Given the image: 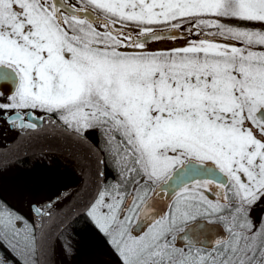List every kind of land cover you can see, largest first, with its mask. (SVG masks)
Here are the masks:
<instances>
[{"label":"snow or ice","instance_id":"6c2138e0","mask_svg":"<svg viewBox=\"0 0 264 264\" xmlns=\"http://www.w3.org/2000/svg\"><path fill=\"white\" fill-rule=\"evenodd\" d=\"M0 120L81 150L120 264H264V0H0ZM70 198L0 205V264Z\"/></svg>","mask_w":264,"mask_h":264},{"label":"flooded vegetation","instance_id":"af4514ba","mask_svg":"<svg viewBox=\"0 0 264 264\" xmlns=\"http://www.w3.org/2000/svg\"><path fill=\"white\" fill-rule=\"evenodd\" d=\"M42 127V125H40ZM4 144V141H1ZM0 146V150H6L11 147ZM4 147V148H3ZM55 155L44 154L43 156L30 157L28 159L18 161L8 165H0V205L6 206L8 210L19 213L21 216L25 217L29 221L35 219L37 225L41 224L40 216L35 213L32 209L33 206H42L48 203V201L54 196L52 195L53 190H55L54 185L58 184L55 176L52 172L59 171L62 174V166H57L55 163ZM46 168L44 176H41V170ZM33 173H38L37 178L34 182L29 183L30 189L34 192H28L24 197L25 193H17L15 198L8 199L7 189L11 186L18 185L20 180L26 181V175ZM24 175V177H22ZM26 177V178H25ZM61 178V177H60ZM41 181L40 183H37ZM57 182V183H56ZM13 183V185H12ZM65 190L68 189L64 187ZM253 216L256 219L264 217V206L258 207L254 210ZM46 219V217L44 218ZM43 219V221H44ZM66 246H70L73 251H69V254L73 255L71 259L74 264H89L88 255L98 254L97 261L98 264H120V261L113 250L110 248L107 240L105 241H91V242H67L64 243ZM62 248L64 246L62 245ZM97 249V250H94ZM66 258L63 251H60L58 244L56 243L54 251V264H68L66 263ZM72 264V263H71Z\"/></svg>","mask_w":264,"mask_h":264},{"label":"water","instance_id":"95a60500","mask_svg":"<svg viewBox=\"0 0 264 264\" xmlns=\"http://www.w3.org/2000/svg\"><path fill=\"white\" fill-rule=\"evenodd\" d=\"M41 128H45V125ZM48 131L49 134L45 135L42 132L22 130L0 120V140L11 146L6 150H0V165H8L44 154L59 156V152L68 149L78 151L83 155L81 150L65 139L59 131L51 129ZM86 162L87 165L88 161ZM82 173L84 175L82 184L70 195V199L52 212L50 219L47 217L44 219L42 228L37 233L38 238L44 235L46 239L39 264H54L56 241L68 226L70 227L76 219L83 215V207L92 194V177L88 167Z\"/></svg>","mask_w":264,"mask_h":264},{"label":"trees","instance_id":"16d2710c","mask_svg":"<svg viewBox=\"0 0 264 264\" xmlns=\"http://www.w3.org/2000/svg\"><path fill=\"white\" fill-rule=\"evenodd\" d=\"M8 146L0 141V146ZM4 148V147H3ZM43 156V155H41ZM55 160V158H54ZM58 163V162H57ZM62 166V178H60V188L62 193H67L71 195L77 188L80 186L84 180L83 174L79 172L73 166H65L59 163ZM64 184V185H63ZM68 189L65 190L64 187ZM106 238L93 226V224L88 220L85 215L80 216V218L76 219L70 227H67L63 233L59 236L57 240V244L59 246L60 251H63L66 258V263L74 264V261L71 259L73 258L72 254H69V251H73L70 246H66L64 243L67 242H93V241H105ZM62 245L64 248H62ZM97 250V249H94ZM98 254H89V264H98L97 261Z\"/></svg>","mask_w":264,"mask_h":264},{"label":"rangeland","instance_id":"374dc122","mask_svg":"<svg viewBox=\"0 0 264 264\" xmlns=\"http://www.w3.org/2000/svg\"><path fill=\"white\" fill-rule=\"evenodd\" d=\"M55 163H56L57 166H60L59 163L65 165L66 167L67 166H72L70 163H68V162L66 163V161L62 160L59 157H56L55 158ZM76 168H77V170L79 172H82L81 170L78 169V167H76ZM45 171H46V168H43L41 170V172H42L41 173V176H44ZM37 174L38 173L31 172L30 174L26 175V177H27V178L25 177L27 179L26 181L20 180V183H18V185H15L14 184V186H11L9 189H7V191H6L7 194H8L7 198L8 199L9 198L10 199H13V198H15V196H16L17 193H25V194H23V196L25 197L28 194V192H34L35 190L33 191L32 189H30V186L28 184L31 183V182H34L36 180V178L38 177ZM52 175L55 176V178L57 179L58 184L57 185L56 184L54 185L55 190H53V192H52V195L54 194V196L51 199L55 198L58 194H61L62 193L61 188H60V185H61V183H60V177L62 178V174H60L59 171H54V172H52ZM22 177H24V175H22ZM40 182L41 181H38V179H37V183H40ZM12 185H13V183H12ZM62 187H64V186H62Z\"/></svg>","mask_w":264,"mask_h":264},{"label":"bare ground","instance_id":"6f19581e","mask_svg":"<svg viewBox=\"0 0 264 264\" xmlns=\"http://www.w3.org/2000/svg\"><path fill=\"white\" fill-rule=\"evenodd\" d=\"M59 157H61L66 163H70L71 165H74L78 167L79 170L84 171L86 170V160L84 159V156L80 152H76L74 150H64L58 153Z\"/></svg>","mask_w":264,"mask_h":264}]
</instances>
